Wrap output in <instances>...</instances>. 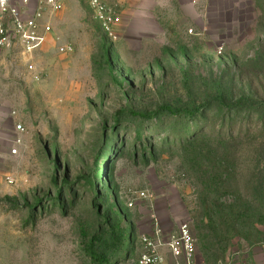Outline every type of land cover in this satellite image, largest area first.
I'll list each match as a JSON object with an SVG mask.
<instances>
[{"label":"rangeland","instance_id":"374dc122","mask_svg":"<svg viewBox=\"0 0 264 264\" xmlns=\"http://www.w3.org/2000/svg\"><path fill=\"white\" fill-rule=\"evenodd\" d=\"M189 2L111 43L75 0L31 63L0 49V264H138L194 221L198 263L264 264V0Z\"/></svg>","mask_w":264,"mask_h":264},{"label":"built area","instance_id":"2783aa9c","mask_svg":"<svg viewBox=\"0 0 264 264\" xmlns=\"http://www.w3.org/2000/svg\"><path fill=\"white\" fill-rule=\"evenodd\" d=\"M37 9L27 19L23 18L24 11L12 0H0V49H6L11 42L19 45L26 62L32 61L33 54L42 48L47 41V35L51 33V27L45 22V16L62 10L60 0H36ZM92 11L94 20L99 25L102 34L109 42H116L119 39L120 18L113 7L106 5L102 0H83ZM193 3L196 0H192ZM22 6H28V0H20ZM192 33V30L188 31ZM71 46H66L60 51L63 53L72 52ZM30 68L32 66L30 65ZM19 134L24 133L21 125L15 128ZM21 139L16 137L12 155L18 153ZM6 181L12 183L10 178ZM140 197L147 198L144 192ZM132 204H129L131 207ZM144 252L141 254L138 264H201L196 261L197 248L193 233L187 223L181 224L179 232L163 239V232L156 230L152 236L143 235L140 237ZM166 247L171 258L168 263L161 253Z\"/></svg>","mask_w":264,"mask_h":264},{"label":"crops","instance_id":"0c3cea01","mask_svg":"<svg viewBox=\"0 0 264 264\" xmlns=\"http://www.w3.org/2000/svg\"><path fill=\"white\" fill-rule=\"evenodd\" d=\"M28 6H22L20 0H12L13 4H18L24 14L23 18H29L37 9L36 0H28ZM62 2V10L45 16V22L51 27V33L48 34L47 42L55 36V31L70 27L69 15L73 13L72 5L75 0H60ZM190 0H102L108 6L114 8L116 14L120 18L119 37L142 41L144 38H151L146 30H159L163 28V22L168 18L177 17V13L184 12V3L190 6L194 13L195 8L189 2ZM77 9L75 10V12ZM196 13V12H195ZM64 18V22L62 19ZM159 33V31L157 32ZM156 33V34H157ZM167 235L163 239L166 240ZM162 255L168 263L171 262L170 254L166 247L161 249Z\"/></svg>","mask_w":264,"mask_h":264},{"label":"trees","instance_id":"16d2710c","mask_svg":"<svg viewBox=\"0 0 264 264\" xmlns=\"http://www.w3.org/2000/svg\"><path fill=\"white\" fill-rule=\"evenodd\" d=\"M162 110H165L166 112H168V113H170V114H177L178 112H176L175 110H173L172 108H170V107H164V108H162ZM193 112L194 113H197L198 112V108H195L194 110H193ZM141 116V118H143V119H151V118H153L154 116H155V114H152V115H140ZM207 184H208V182H206ZM209 195V194H208ZM208 195H206L205 196V198H207L208 197ZM205 217L207 218V219H209V216H208V210H206V214H205ZM195 223L193 224V230H191V231H195V232H198V230H200V225H202L203 224V221H200L199 222V224H196V221H194ZM198 223V222H197ZM191 229V228H190ZM193 233V232H192ZM193 236H194V238H195V235H194V233H193ZM94 239H95V237H93L92 239H91V244L94 242Z\"/></svg>","mask_w":264,"mask_h":264}]
</instances>
